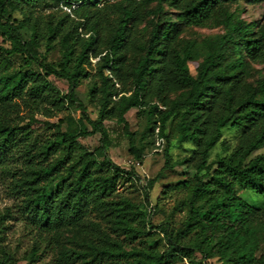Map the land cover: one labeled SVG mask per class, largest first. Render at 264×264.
<instances>
[{
	"label": "trees",
	"instance_id": "16d2710c",
	"mask_svg": "<svg viewBox=\"0 0 264 264\" xmlns=\"http://www.w3.org/2000/svg\"><path fill=\"white\" fill-rule=\"evenodd\" d=\"M98 1L0 0V34L9 42V47L0 44V170L6 171L8 160L14 156L22 158L24 169L19 168L13 189L20 199L17 213L34 233L25 249L18 244L11 246L8 221L14 213L10 207L0 209V264H34L53 248L58 231L72 228L73 232L86 226L98 229L84 237L79 248L62 246L54 259L57 263L169 264L171 259L185 257L189 264H206L212 258L223 264H264V254L255 256L264 243L261 210L237 192L253 191L264 201V153L253 155L264 146V76L242 89L238 79L248 64L264 68V17L247 22L230 11L240 1L258 4L264 0H142L155 6L150 11L142 51L128 71L132 85L120 90L117 81L125 79L122 50L128 23L133 19L132 8L124 5L122 17L98 60L101 96L98 115L92 119L75 89L90 75L85 66L91 65L90 58L103 52L98 51V36L91 34L76 43L71 31L62 32L61 21L48 23L41 33L31 22L30 9L64 6L75 17L87 20V9ZM210 25H223L225 32L206 42L202 60H198L201 54L193 43L177 49L175 39L184 26ZM25 27L31 29L28 39L23 36ZM52 40L59 47L57 62L46 58ZM14 56L25 64H37L44 72L18 68L12 63ZM191 64L195 75L190 72ZM49 75L65 79L68 91L60 93L47 79ZM169 86L180 92L165 109L157 99L147 97L152 91L158 97ZM16 98L33 108L46 100L57 109L65 104L75 106L81 115L70 121L67 130L61 128L63 120L43 121L41 128L50 134L41 140L33 136L35 130L29 123L14 124L7 117ZM218 99L217 113L209 116L206 110ZM131 108L150 117L149 131L157 127L160 140L167 137L164 131L169 118L183 109L178 123L181 133L200 147L191 176L171 187L188 191L187 198L174 206V210L187 212L178 228H170L169 221L152 225L149 213L156 205L146 212L142 204L117 194L118 185L133 179L136 173L122 169L109 158L112 140L104 121L116 118L128 138V151L140 161L144 147L136 145L135 134L125 119ZM227 126L241 131L246 139L229 154L209 162L210 151ZM96 133L99 145L92 150L79 143L78 138ZM164 154L167 167L170 157L167 151ZM153 184L154 180H149L144 187L148 204ZM92 214L99 221L90 219ZM100 222L138 245L124 249L122 241L99 228ZM154 228L165 238L167 248L162 253L158 250L162 239L154 237Z\"/></svg>",
	"mask_w": 264,
	"mask_h": 264
},
{
	"label": "rangeland",
	"instance_id": "374dc122",
	"mask_svg": "<svg viewBox=\"0 0 264 264\" xmlns=\"http://www.w3.org/2000/svg\"><path fill=\"white\" fill-rule=\"evenodd\" d=\"M128 5L133 10V19L129 21L127 26V40L126 46L122 50L124 55V64L122 66V74L125 79L117 81L118 89L127 90L130 88L131 80L129 78V72L135 63L137 56L141 53L140 46L147 38L148 32V19L151 9L154 8L155 3H145L142 0H99L89 6L87 9V15L89 18L83 20L72 15L69 10L64 6L50 7L44 6L41 8H31L32 12L31 22H35L37 28L41 33H44L48 23L55 24L61 21L62 32L71 31L76 43H80L82 40L88 38L89 35L94 34L98 36V51H103L96 56L90 58L91 65H85L87 70L90 71V75L87 78H83L79 85L75 89V93L83 105L86 107L87 114L95 119L99 111V99L101 96V79L98 71V60L102 54H104V48L107 45L108 39L113 35L118 21L122 17V7ZM165 11L168 14H172V10L165 7ZM230 11L235 16L244 19L245 21H253L264 17V1L258 4H248L240 1L237 4H233L230 7ZM18 16H22L19 11ZM23 36L28 39L31 36V29L25 27L23 30ZM225 28L223 25H210V26H184L181 32L175 39V45L180 51L185 44L193 43L197 46V50L201 56L198 60H202L206 42L213 40L218 36L223 35ZM53 44L52 49L46 53L47 61L57 62L60 57L59 47L56 40L50 42ZM0 44L9 47V42L4 41L0 34ZM79 48V44H76ZM42 52L44 47L39 48ZM12 63L21 69H33L43 73L44 71L37 64H25L23 60L14 56ZM191 74L195 75V69L193 64L190 65ZM264 76V68L261 65L248 64L247 68L238 75L240 80L239 88L247 87L250 83H254L258 77ZM47 79L60 91V93H66L68 91V82L55 75L47 76ZM180 90L174 89L172 86L166 88V90L159 93L158 97L155 96V92L152 91L149 96L152 101H157L163 104L165 109L172 99L177 97ZM121 93L118 95L120 96ZM114 100L117 97L113 96ZM162 99V100H161ZM15 106L12 111H9L7 117L14 124L23 125L29 123L31 128L34 129L33 136L41 140L48 138L50 131L41 128L42 122L49 120L51 122H57L63 120L61 124L62 130H67L70 125V121H74L80 117V109L75 106L65 104L64 108L57 109L56 106L51 105L49 100L39 103L37 108L31 107L23 100L16 98L14 100ZM65 103H67L65 101ZM220 103V100H216L210 110H206L208 115L217 113L216 106ZM165 106V107H164ZM137 108H131L125 113V119L128 122L129 130L135 134L136 145H143V156L140 161H136L128 151L129 143L126 135L122 133V126L117 123L116 118L111 117L104 121L112 144L109 147V158L115 164L119 165L122 169L130 171L133 169L136 175L133 179L125 180L121 182L117 187V194L122 197H127L136 204H142L141 209L148 212L150 206H155V211L149 213V219L152 225L157 226L165 221H169L170 228H178L182 225L183 220L186 217V210H174V206L180 201L187 198L188 191L185 189L171 190L177 182L188 179L191 176L192 171L197 162L199 161L200 147L193 141L183 137L178 123L181 120V112L183 109H179L174 112L169 118L166 124L164 134L167 136L163 140L157 136V127L153 131H149L151 126L150 117L145 113L137 112ZM0 114H2L0 112ZM89 130L91 126L87 124ZM141 139V140H140ZM246 138L241 131H237L229 126L222 129V136L217 144L210 151L208 161L213 162L218 157L229 154L232 150L237 148ZM80 144L86 148L92 150L99 145V135L93 134L91 136L78 138ZM165 151L170 157L169 166H165L166 156ZM264 153V146L255 150L253 155ZM8 169L6 171L0 170V209L4 207H10L14 218L10 219L9 226V242L11 246L19 245L23 250L31 244L34 233L29 230L25 225V222L21 220L17 213L20 199L16 192H14L15 180L19 177V168L24 169L22 158L13 157L8 160ZM149 180H154L152 188L149 190V204L145 202V189ZM238 194L252 205L258 207L261 210V218L264 221V201L261 197L249 190H237ZM90 219L99 221L98 218L92 214ZM99 228L108 231L111 237H117L118 240L123 242V247L129 250L130 247L138 245L137 241L130 242L125 238L124 234H116L111 232L104 222H100ZM66 228L58 231L57 235L53 238V248L47 250L42 254L41 258L34 264H59L56 262V256L62 246L79 248V243L83 242L84 237L90 236L91 233L96 232L98 228L91 229L86 226L83 229ZM154 237H160V245L158 250L162 253L167 246L165 245V238L162 233H158V228H154ZM77 231V234H76ZM75 235V236H74ZM149 245V243H147ZM261 254H264V243L256 251L255 256L258 258ZM195 259H200L197 254L193 255ZM169 264H189L188 258H177L169 260ZM206 264H223L217 258H212L205 262ZM19 264H26L24 261H20ZM63 264H83L80 260L74 263ZM92 264H113L111 261H96Z\"/></svg>",
	"mask_w": 264,
	"mask_h": 264
}]
</instances>
